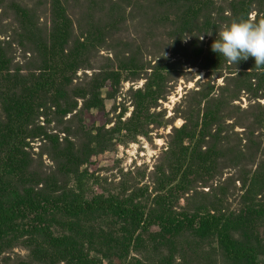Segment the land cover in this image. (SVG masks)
<instances>
[{
  "label": "rangeland",
  "instance_id": "374dc122",
  "mask_svg": "<svg viewBox=\"0 0 264 264\" xmlns=\"http://www.w3.org/2000/svg\"><path fill=\"white\" fill-rule=\"evenodd\" d=\"M67 1L73 38L65 53L79 46H72L77 37L89 47L72 64L49 58L43 74L40 40L52 34L60 17L52 0H0V168L7 152L16 151L7 182L37 190L56 182L68 200L135 198L147 215L163 208L238 219L249 208L264 211V125L251 122L262 109L249 110L264 108V66L256 67L251 57L227 63L210 49L216 32L233 22L231 5L242 13V0L204 1L202 26H190L183 35L176 22L184 9L176 5L184 0ZM259 12L252 10L248 19L262 17ZM47 75L55 88H41ZM209 82L221 99L213 108L222 134L214 162L200 167L198 157L192 159L193 147L201 145L204 153L215 128L205 137L199 126L195 137L184 136L182 143L173 129L194 117L198 124L185 109L196 100L198 86ZM250 83L255 87L247 92ZM148 90L159 100L149 98ZM232 95L239 98L231 102ZM14 98L18 119L9 110ZM87 218L78 223L84 238L94 242H86V252L97 264H117V255L122 264H243L228 259L214 237L188 233L155 241L149 233L135 234L130 222ZM57 219L64 227L70 222ZM60 224H50L56 235L65 233ZM233 227L236 245H250L264 264V217L250 214ZM103 231H117L111 241L122 245L120 250L106 244ZM25 241L0 244V264H37Z\"/></svg>",
  "mask_w": 264,
  "mask_h": 264
},
{
  "label": "trees",
  "instance_id": "16d2710c",
  "mask_svg": "<svg viewBox=\"0 0 264 264\" xmlns=\"http://www.w3.org/2000/svg\"><path fill=\"white\" fill-rule=\"evenodd\" d=\"M64 1L66 2L65 4H68L67 0H52V8L57 10V13L55 14H57V16L60 15V17L59 20L55 22V29L52 34L46 39L40 40L43 49L40 58H42V62L45 64L42 72L43 74H47L48 68L46 65L49 63V58H57L61 60L65 58L67 61L70 60L72 64L74 61H80V51L86 52L87 47H89V39L84 40V42L87 41V45H81L80 37H77L72 46L79 45L80 47H71L67 50L68 54L65 53L66 49H64V45L71 42L68 41V39L73 38V30L71 25L69 26V24H71V20L67 17V11L64 10ZM125 1L129 2L131 0H123L122 2ZM204 1L209 0H184L183 4L176 5L177 10L180 11L181 9H184V12H179V15H177L176 23H178L181 27L179 32L180 34H188L190 26L193 29L202 26L200 16L203 10L208 8V4ZM239 4L240 6H243L242 13L234 9L235 5L233 3L231 5L233 7L231 12L232 15L228 18L229 21H236L240 19L249 20L248 15L252 10H259V14L263 15L262 17L259 15V17L253 21L254 23L264 20V0H242ZM24 13L25 12L21 13L22 16L25 15ZM61 23L62 27H60L61 29H58V25L61 26ZM83 25L81 19L80 26ZM253 76L257 77V75ZM50 79L51 78L47 75L45 83L41 85V88H55V80L51 81ZM252 87L255 86L250 83L245 90L247 92H252ZM214 90V86H212L210 82L200 84L198 86V90L194 91L196 100L190 104L188 108H184L186 111L184 114H188L190 118V115L193 114L198 117V124L193 123L195 119L194 117L190 121H188L189 119H186L187 122L181 129H173L174 134L182 143L184 136L191 135V139L192 136L195 137V133L199 126L201 127V130L205 131V137L207 136L206 134H212V129L215 128L213 134L211 135L214 139L211 140L212 145L210 144L204 153L201 151V145L195 144L193 147L192 153L194 154H192V159H195L196 161L198 157V161L200 160V167L208 165L211 161L214 162L212 156L218 147L217 140L222 134L219 123L214 121L216 120L215 118L217 113L214 111L213 107L221 101V99H219L218 96L216 97L214 94ZM242 90L244 89H240V91ZM148 91L149 98L159 100L158 98L160 95L151 93V90ZM28 95L31 96V94ZM258 96L259 95L257 93L254 98L259 100L260 97ZM237 98L239 97L232 95L230 98L231 102L232 100L235 101ZM16 102V98H14L13 102L9 104L11 115L15 113L14 110L16 107L14 104ZM227 102L229 104L231 103L229 101ZM257 108L262 109V113L260 116L252 119L251 122L254 125L263 126L264 108L257 105V107H251L249 110L256 111ZM200 114L202 115L201 120L199 118ZM14 116L18 119L19 113H15ZM252 116L253 114H251V117ZM200 121H202V125L200 124ZM247 130L255 132L256 129L246 128V131ZM183 150L188 152L187 149ZM15 154V148L10 149L7 152L5 164L0 168V244L5 245L6 242L9 243L20 239H26L24 244H26V247L31 251L30 259L32 262L37 264L61 262H66L68 264L100 263V261L89 258V255L86 252L89 247L87 248L86 242L88 243V246L94 245V242L86 240V237L84 238V236H86L84 235L85 232L82 230L78 221L86 219L90 215H102L104 217L117 218L120 222H130L135 227V234L138 230L142 233H149L155 241H162V239L167 238L168 236L179 237L188 233L200 235L205 238L214 237L218 241L219 246L222 248L228 259L243 264H261L258 259V252L250 245L237 246L231 235V231L234 228L233 225H235V223H246L250 214L251 216L257 215L259 217H264V211L262 209L252 210L249 208L245 211V216L241 214L238 216V219H233L230 216L227 218L224 214L212 213L189 216L187 214H179L163 208H160V210H158L154 215H147L144 206H142L141 203L135 202V198L111 199L100 196L90 200L78 198L68 200L67 196L61 195L60 185L56 182L46 185L45 187L43 186L42 188H38L40 191L34 189L33 187L25 186L18 189L16 187H12L9 182H7V177L14 174L13 165ZM79 183H81V180L78 181V184ZM79 190L81 191L80 188ZM59 216L70 220V222L65 223L67 226L64 227L63 224L61 225L59 223V220L57 219ZM50 224H60L64 227L65 233L62 235H56ZM153 228L158 229V231L156 230L153 232ZM103 232L106 233L103 234V237L107 238V243L106 241L105 243L108 246H112L115 249L120 250L122 245L119 246L118 243L111 241L117 231L115 233L112 231H107L109 233L105 231ZM131 234H133V232ZM34 237H38L42 243L39 244L40 241H37ZM137 238H140V236ZM99 247L102 249V246H98V248ZM115 257L120 258V261L117 264H122L121 257L119 255Z\"/></svg>",
  "mask_w": 264,
  "mask_h": 264
},
{
  "label": "clouds",
  "instance_id": "9594fccd",
  "mask_svg": "<svg viewBox=\"0 0 264 264\" xmlns=\"http://www.w3.org/2000/svg\"><path fill=\"white\" fill-rule=\"evenodd\" d=\"M210 49L227 63L237 65L251 57L256 67L264 66V20L229 23L216 32Z\"/></svg>",
  "mask_w": 264,
  "mask_h": 264
}]
</instances>
